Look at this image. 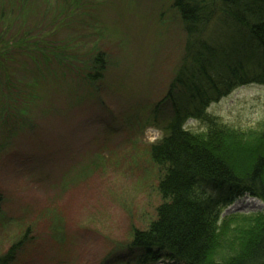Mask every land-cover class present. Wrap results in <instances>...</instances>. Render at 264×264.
I'll return each mask as SVG.
<instances>
[{
    "label": "rangeland",
    "instance_id": "374dc122",
    "mask_svg": "<svg viewBox=\"0 0 264 264\" xmlns=\"http://www.w3.org/2000/svg\"><path fill=\"white\" fill-rule=\"evenodd\" d=\"M12 1L20 3L3 11L14 13L12 24H0L4 37L9 27L39 46L67 17L82 25L74 32L66 22L58 42L69 51L79 43L85 61L101 53L105 72L97 83L83 73L62 87L52 81L26 114V126L12 127V141L1 133V145L8 143L0 153V254L25 237L15 264H135L124 248L135 230L148 229L163 202L162 167L149 147L164 136L165 106L152 111L183 52L178 19L168 0ZM208 113L221 128L215 146L242 154L264 147V87L237 89ZM186 128L200 138L209 134L201 122ZM222 215L218 237L237 240L263 220L264 205L245 196Z\"/></svg>",
    "mask_w": 264,
    "mask_h": 264
},
{
    "label": "trees",
    "instance_id": "16d2710c",
    "mask_svg": "<svg viewBox=\"0 0 264 264\" xmlns=\"http://www.w3.org/2000/svg\"><path fill=\"white\" fill-rule=\"evenodd\" d=\"M168 2L184 45L166 94L152 111L154 116L165 106L167 112L164 136L149 147L150 159L162 167L158 191L163 202L156 219L148 229L135 230L124 251L135 264H264V218L240 239L217 235L222 213L234 199L247 196L264 205V147L242 154L215 146V129L221 128L208 113L209 106L236 89L264 87V0ZM19 3L0 0V24H12L14 13L3 11ZM63 18L39 46L27 44L26 34L9 27L8 35L0 33V137L4 133L9 142L17 133L12 127H25L26 114L54 85L82 79V73L87 82L103 78L104 55L92 53L85 61L79 43L70 52L58 42L68 20ZM70 24L74 32L82 25ZM191 120L207 125L206 138L186 128ZM7 143H0V153ZM19 239L0 254V264L17 262L27 246V238Z\"/></svg>",
    "mask_w": 264,
    "mask_h": 264
}]
</instances>
